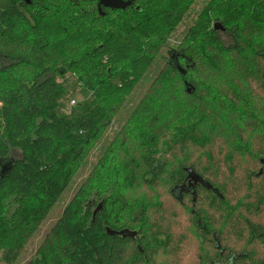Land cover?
I'll return each instance as SVG.
<instances>
[{
	"label": "trees",
	"instance_id": "16d2710c",
	"mask_svg": "<svg viewBox=\"0 0 264 264\" xmlns=\"http://www.w3.org/2000/svg\"><path fill=\"white\" fill-rule=\"evenodd\" d=\"M65 1L69 5L71 4L73 9H79L82 18L97 15L100 29H104L109 20L115 23L114 18L111 17L117 15L116 12H128L134 9L133 15L126 18L125 25L127 26L122 27L128 36L123 35V33H121L122 35L115 34V36L126 38L122 41L124 46L131 45L127 42L128 38L133 39L132 49L135 50V46H137L140 52L143 43H150L146 57L142 55L141 58L147 62L152 58L150 51L158 50L162 46L166 39L165 33L171 29L174 21L182 18L184 14V10L176 5V3L179 4L180 0H133L132 5L125 10H111L101 7L102 16L97 9V0H88L92 4V12L89 14H86L87 11L83 8L80 9L85 0ZM40 2L38 3L39 7L45 13H49L46 9L49 0H41ZM246 3L247 1L243 0L242 4L238 2L236 5L243 6ZM255 3L257 6H253ZM35 5L36 0H29V3L24 0H0V38L5 37L4 42H9L8 39H11L7 34L13 30L10 27L16 20L24 24L27 29L36 28V24L39 25L38 19L32 13V8ZM248 6L251 11L247 19L250 20L235 21L233 19L234 25L230 28L226 26L225 22H223L224 24L217 22L209 31V41L214 49L207 53L203 59L210 71L209 78L206 79L204 85L206 87H221L218 91L220 90L222 93L221 95L215 93L218 98H214L212 103H210V98L207 99L198 95V91L201 90L200 87H205L202 84L198 85L193 75V71L200 66L197 63L198 59L196 60L194 53L181 48L178 50L171 48L168 52L182 51L189 57L190 62L185 74L177 71L167 52L168 61L164 67L168 69V73L165 71V75L161 73L150 82V87L160 90L158 94L162 96V102H159V107L150 114L149 131L138 137V148L135 152L138 153L141 160L136 163L133 151L128 148L122 153L121 159L126 189L134 188L142 182L146 187L153 190L161 186L154 196V201L145 198V202L136 207L137 214L134 216L128 209V203L122 201L121 196H117L118 199H116V193L113 196L111 194L102 195L98 189L92 196L93 189L84 185L78 190V197L73 201L72 207L65 209L60 223V231L55 233L56 237L60 239L59 243L63 242L66 249H61L60 244L56 242L58 247L50 248L45 259V261L48 259L46 264H206L203 260L196 262L197 255L191 256L196 251L202 255L199 246H194L196 245L194 238H200L202 234H207V238H209V232H202L203 228L205 226L207 229L218 228L223 223L224 228L217 233L230 255L231 264H264V249L262 252L257 250V244H261V247L264 248V237H259L256 229L262 227L261 223H264V185L263 183L259 184L261 185L260 189H258L259 185L256 186V189L255 185L251 186L250 183L251 180L263 179L264 165L261 164V161L264 160V155L259 153V149H256L254 152L245 155L247 158L242 159L241 162L235 161L234 154L226 152L225 146L217 142L220 141V138H225L224 134L227 135L228 139H241L242 141L237 122L247 124L248 129H258L264 124V103L248 88L250 81L257 82L258 80L262 83L261 87L264 88L262 86L264 85V42L257 46L254 40L257 33L255 27L264 25V0H250ZM39 13L37 15H41L42 11ZM220 18L227 20L224 15H221ZM227 21L230 22V20ZM3 24H6L7 31L1 30ZM220 26L223 31L229 30L233 39L234 44L229 51L235 57L246 52L247 57L241 59L240 64L234 59L230 63V70L226 72L227 75L217 76L219 79L215 80L211 71H214L215 74L218 73L220 62L214 53L215 51L216 54L221 51L225 52L219 45L216 34L217 30H221ZM110 28H112L111 22ZM83 31V40L90 42L91 46L96 43L97 39L107 38H101L100 33H94L93 37L90 38L92 27L89 25H85ZM42 37L32 38L33 40L29 39L27 42L38 53L45 50L49 51V41ZM111 37L112 32L110 31L109 42ZM67 39L73 40L74 38L69 35ZM109 42L104 40L101 47H96L99 54L113 53L111 43L107 44ZM21 44L23 46L25 43ZM69 44L72 45L71 42ZM23 47L25 48V46ZM62 48L65 53L61 57L67 61L72 62L73 59H81L79 55L75 56L78 53H71L75 49L69 47L68 44ZM98 50L94 49L93 53H98ZM90 58L87 57L82 61L84 66H87L86 63L90 62ZM18 59L17 57L12 58L7 52H0V75L21 66V62L17 61ZM58 61L49 57L48 62L55 64ZM95 65L97 66L92 67L91 65V70L88 73L89 79H92L94 83H89L91 82L89 80L85 84L86 87H81L85 101L89 97H100L103 78L108 79L110 77L107 88L116 84L120 79L118 75L108 76L104 73L100 69V63ZM73 70L70 69V66L59 67L53 71L41 70L33 76V81L30 80L32 90L27 91L29 94L24 100L22 90H18L15 94L1 100L0 162L8 161L9 170L3 177L0 176V195H4L8 191V198L12 204H17L16 208H20V204L25 199L41 201L45 198H54L63 191L69 183L73 165L69 166V164L61 172V163L63 164L64 160L69 159V153L71 154L74 149L80 146L82 138L88 135L87 141L84 142L88 145L91 142L89 139L98 135L100 127L96 123L97 117L102 114L100 110L88 107L87 113L83 117H79L75 110L80 108L85 110L87 107L86 103H76L74 106L68 107L69 109L65 113L68 112L69 116L74 117V122L63 121L65 117L57 116L52 110L55 106L53 104L61 99L64 90L58 84L57 77H65ZM46 76L48 77L45 78ZM233 77L239 79V86L233 81ZM176 80L178 83H175ZM165 83H171L169 87L179 85L181 88L178 90L180 93L179 100L183 98L181 94L191 99V101H182L183 105L189 104L188 106L191 108V111L187 110L189 114H185L183 108H181L182 111L178 110L177 112L181 127L176 128L174 127L175 124L172 126V119L168 120L167 118L169 112H171L172 118L175 117L174 105L179 100L177 101L175 96H170L167 93ZM226 87H229L227 90L234 92V94L231 93V96L228 95L231 98L227 96L226 92H222V89H226ZM18 94H20L19 97ZM156 94L153 95L154 99L159 98ZM192 102L196 104L192 105ZM140 106L141 103L137 107V112ZM161 114L164 116L163 122L159 119ZM181 115L186 117H181ZM204 115L207 116L203 118ZM217 115L222 116L223 119L220 121L222 125L215 128L219 119ZM194 117H202L201 124L196 120L198 126L202 125L203 120L212 124V130L209 129L208 131H212L215 136L211 138L203 130L194 128L187 123ZM238 119L240 120L238 121ZM100 123L101 119L98 124L100 125ZM102 125L103 123L101 127H103ZM94 126L95 130L93 129ZM169 126H172L171 130H173L170 134L167 132ZM43 133H47L48 137H44ZM121 134L119 133L113 138L119 139L118 144H114V149H117L118 153L124 147ZM160 139L162 140L161 148L158 146ZM53 141L54 146L59 144L57 149H49ZM47 147L48 151H46ZM58 149L59 151H57ZM14 150H19L21 153L17 160L10 158L11 151ZM167 157L172 158L174 162V167L168 174L165 172L168 163ZM187 169L194 170L201 175L211 186V189L216 192V195L212 193L213 190L201 189L198 191V198L195 203H185L183 207L186 209L185 213L183 212L179 217L173 189L175 184L186 174L184 170ZM241 177L243 178L242 181H240ZM137 178L141 181H137ZM241 182H244L245 185H242ZM242 193L244 197L239 200ZM237 200L240 207H235ZM90 201L102 203V210L97 212L94 217L90 214L89 209L85 210L83 207ZM112 201L119 204L113 216L108 209V203ZM9 205V201H7V207ZM189 209H193V212ZM23 212L24 209H22L21 214ZM24 216L25 214L20 218ZM184 219L188 221L190 226L194 227V232L188 230ZM8 223L10 222L6 221L4 224L8 225ZM106 229L115 232L116 230L128 229L136 233L135 240L130 237L108 235ZM245 240L246 244L256 247L257 251L252 248L251 251L240 252L230 248L242 245ZM129 245L132 246V248L130 246L131 249L128 248ZM198 245H202L201 242ZM191 248L195 250L191 252ZM4 249L3 261L8 264L14 262L16 258L15 248ZM215 254L213 259L217 257ZM67 257L68 261L64 262ZM202 258L204 259L205 256L202 255Z\"/></svg>",
	"mask_w": 264,
	"mask_h": 264
},
{
	"label": "rangeland",
	"instance_id": "374dc122",
	"mask_svg": "<svg viewBox=\"0 0 264 264\" xmlns=\"http://www.w3.org/2000/svg\"><path fill=\"white\" fill-rule=\"evenodd\" d=\"M40 1L41 0H36V5L32 8L34 17L39 21V25L36 24V28L30 27L27 29L24 24H21L16 20L12 23L11 27L8 25V27L13 29L7 34L8 37L11 38L8 39L9 42H4L5 37L0 38L1 53L7 52L9 56L12 58L17 57V59L18 57H22L17 60L18 62H21V66L0 75V107L2 99L11 94H15L18 90L23 91L24 100L29 94L27 91L32 90L31 81H33V76L41 70L53 71L59 67L70 66L71 70L74 69L72 72L65 75V77H57L58 84H60L64 90L61 99L58 100L56 104H53L55 106L52 110L57 116L65 117L63 121L74 122V117L72 118V116H69L68 112L65 114L66 111L76 103H86L87 108L85 110L83 108L76 109L75 113L78 114L79 117H83V115L87 113L88 107H90V109L100 110L102 114L97 117L96 123L100 129H98V135L89 139L91 140L90 144H84V142L87 141L88 135L87 137L82 138L80 146L74 149L71 154L69 153V159L66 161L64 160L63 164L61 163V172H63V169L69 164V166L73 165L71 167V177L66 188L54 198H45L41 201H38L37 199H25L20 204V208H16L17 204H12L8 198V191H6V194L4 193V195H0V264H8L2 259V254L5 250L4 248H15L16 250V252L14 251L16 256L15 261L9 264H46L48 259L46 261L45 259L47 258V253L49 254L50 248L53 249L58 247L56 242L59 243L60 239L59 237H56L55 233L56 231H60V223L64 216V211L65 209L72 207L73 201L78 197V190L84 185H88L93 189L92 196H94L97 189L100 193L102 192V195L111 194L113 196L116 193L115 198L121 196L122 201L128 203V209L130 210L131 215L134 216L137 214L136 207L145 202V198L154 201V196H156L161 186L153 190L146 187L142 182L144 185L139 183L134 188L126 189L122 173L123 161L121 159L122 153L127 151L126 148H128L133 151L136 163H138V160H141L140 157H138V153L135 152L138 148V137L149 131L150 114L156 111V108L159 107V102H162V96L158 94L160 90L150 87V82L161 73H163V75H165V71L168 73V69L164 67L165 63L168 61L166 53L171 48L177 50L178 48H181L187 52L195 54L196 60L198 59L197 63L200 66L193 71V75L196 78V83L198 85L202 84L205 86L204 82L209 78L208 74H210V71L203 59L207 53L212 52V49H214L209 41V31L212 30V26L217 22L222 24L225 22L226 26L230 28L234 25L233 19L235 21H242L244 19L250 20L247 18L251 11V8L248 6L250 5V0H245L247 3L243 4V6L236 5L238 2L242 4L243 0H180L179 4L176 3V5L184 10L182 18L175 20L171 29L165 33L166 39L163 41L162 46L158 50L150 51L152 58L147 62L141 60V58L143 57L142 55L146 57L145 55L150 47V43H143L140 52L139 48L135 45L136 49H132L133 39L128 38L127 42L131 45L127 44L124 46L122 41L126 38H118L115 36V34L119 35L121 33L128 36V34L123 31V28L127 26L125 25L126 18L133 15L132 11H134V9H131L132 11L128 12H116L115 14L117 15L111 17L112 19L114 18L116 24L109 20L106 23V27L100 29V25L97 22L99 20L97 19V15L82 18L78 11L79 9H73L71 4L69 5L65 0H49V3L46 5V9L49 13H45L43 9L39 7L38 3ZM83 4L84 5H82L80 9L83 8L87 11L86 14L92 12V4L88 0H85ZM253 6H257L256 3L253 4ZM68 7H71V10ZM39 11H42L41 15H37ZM221 15L226 16L227 20H230V22L226 19H223V21L222 18H220ZM110 22L112 28H110ZM5 25L6 24L2 25L1 30L7 31L8 28ZM85 25L92 27L91 34L89 35L90 38L93 37L94 33H100L101 38H107L97 39L96 43L91 46L90 42L88 43L86 40H83V29ZM220 28L221 30H217L216 34L218 43L225 52L221 51L216 54L215 51L214 53V55L218 56L217 59L220 62V71L216 74L214 71H211L215 80L219 79L217 76L227 75L226 72L230 70V63H232L234 59L240 64L241 59L247 57L246 52L241 56L235 57V55L229 51L231 49L230 47L234 44L233 39L229 30L223 31L221 26ZM110 31L112 32V37L109 42L108 37ZM255 31L258 35L256 33L254 40L256 41V45L260 46L264 42V25L255 27ZM69 35L73 36L74 39L68 40L67 38ZM42 36L49 41V51L45 50L38 53L34 50V47L32 45L29 46L27 42L29 39ZM104 40L109 42L107 44L111 43L113 53H107L106 55L99 54L97 48L102 46ZM69 42L72 43L71 46ZM21 43H25L23 46H25L26 49L21 46ZM66 44L75 49V51H72L71 53H78L75 54V56L79 55V58L81 59H73L74 61L71 60L72 62H69L65 58H62V54L65 53V50L62 47ZM94 49L98 50V53H93ZM80 50H82L81 53H79ZM49 57L52 60L54 58V60L59 61L55 64H51V62H48ZM87 57H91L90 62L88 61L86 63L87 66H84L82 61L87 59ZM98 63L101 64L100 69L108 74V76L118 75L120 79L116 84L107 88L106 86H108V79L110 77L108 79L103 78L101 84V87L103 88L101 89L100 97H89L88 100L85 101V96L81 92V87H86L85 84L89 82V80H91L89 83H94L92 79H89L88 73L91 70V65L92 67L97 66L95 64ZM47 77L48 76L45 78ZM232 79L238 86L240 85L237 77H233ZM175 83H178V80H176ZM20 84L22 86H18ZM170 84L171 83H165L167 93L170 96H175L178 101L180 98L178 90H181V88H179L178 84L177 87H169ZM261 84L262 83L259 80L257 82L250 81V87L248 88L251 89L253 94L255 93L254 95L257 96V98L260 97V100L264 103V88L261 87ZM262 86L264 87V85ZM215 88L217 87H200L201 90L198 91V95L204 96L207 99L210 98V103H212L214 98H218L217 94H222L220 90L218 91L221 87H218L216 91ZM227 88L229 87L222 89V92H226L227 96H231V93L234 94L232 90L229 91ZM154 93H157L156 95L159 98L154 99ZM181 95L183 98L174 105L176 110L175 117L172 118V116H170L171 112L167 115L168 120L172 119V126L175 124L174 127L176 128L178 126L181 127L177 116L178 110L182 111L181 108H183L185 114H189L187 110L191 111V108L188 106L189 104H182V101H191V99L187 96L185 97L183 94ZM19 96L20 94H18V97ZM140 103L141 106L137 112V107ZM193 104L196 103L192 102V105ZM134 113H136L135 117H133ZM207 115H204L203 118ZM163 117L162 114L159 116V119L162 122ZM181 117L186 116L181 115ZM218 117L219 119L215 124V128L222 125L220 121H222L223 118L222 116ZM100 119L101 123L99 125L98 122H100ZM196 120L201 124L202 117H194L187 123L194 128L203 130L211 138L215 136L212 131H208L209 129L212 130V124L203 120L202 125L198 126ZM239 120L240 119H238V121ZM102 123L103 127H101ZM237 124L240 128L239 135L242 137V141L241 139H228L226 134H224L225 138H220V141H217L216 139V141L225 146L224 149L226 152L234 154L233 157L235 161L238 160L241 162L242 159L244 160V158H247L245 155L254 152L256 149H259V153L264 155V124L258 129H248L247 124L245 123L241 124L237 122ZM172 126L167 128L168 134L172 133ZM93 129H96L95 126ZM119 133H122L121 136L124 144L120 153H118L117 149H114V144L117 145L119 139H113ZM47 135V133H43L44 137H48ZM239 135L237 134V136ZM159 141L158 146L161 148L162 140L160 139ZM57 146H59V144L54 146L53 141V144L49 146V149H57ZM46 151H48V147ZM57 151H59V149ZM10 155L11 160H17L21 153L19 150H14L11 151ZM167 161V170H165V172L168 174L172 171L174 162L170 157H167ZM56 168L55 165V169ZM257 168H259L258 165ZM136 180L141 181L139 178ZM242 180L243 178L241 177L240 181ZM241 183L242 185H245L244 182ZM250 183L251 186L254 184L255 187L262 183L264 185V177L257 181L251 180ZM260 186L261 185H259L258 189H260ZM243 197L242 193L239 200L241 198L243 199ZM7 201H9L10 204L8 207ZM241 203H243V200H241ZM118 207L119 204H116L114 201L108 203V209L112 216L115 215ZM187 207L185 206V208ZM235 207H240L238 200L235 203ZM22 209H24V212L21 214ZM15 211L17 212L15 213ZM24 214L25 216L20 218ZM6 221H9L10 223L5 225L4 223ZM183 221L184 223H187L188 230L194 232V227L190 226L185 219ZM261 225L264 228V223H261ZM218 228H224V223L219 225ZM218 228H213V230H217ZM244 238L246 239V236ZM194 242L196 243L194 246L197 247L198 243H200V238H194ZM13 244L14 246L17 245V247L11 246ZM257 245V250L262 252V249L264 248L261 247V244ZM60 247L61 249H66V245H64L63 242H61ZM230 248L233 249V251L240 252L251 251L252 248H255L254 250H256V247L246 244V240L242 245ZM194 250V248H191V252ZM161 251L163 252V250ZM55 253H57V251H55ZM159 257L163 259L161 255H159ZM66 261H68V257L64 262Z\"/></svg>",
	"mask_w": 264,
	"mask_h": 264
},
{
	"label": "flooded vegetation",
	"instance_id": "af4514ba",
	"mask_svg": "<svg viewBox=\"0 0 264 264\" xmlns=\"http://www.w3.org/2000/svg\"><path fill=\"white\" fill-rule=\"evenodd\" d=\"M168 55H169V58L172 60L173 64L175 65V68L177 69L178 72L181 73L182 72L181 70L186 71V69L189 66L188 64L190 62L189 57H187L182 51L178 52L177 50H175L174 52L173 51L168 52ZM261 164L264 165V160L261 161ZM184 171L186 174H184L183 178L177 184H175L174 189H173V192H174L173 194L176 199L175 201L178 206L179 217L182 215L183 212L185 213L186 209L183 208L185 201L186 203L191 202L194 204L195 200H197L198 198L197 196L199 193L198 191H200L201 189H206L207 191L213 190L211 189V186L202 178V176L196 173L194 170H191V171L192 172L194 171L193 173L195 176L199 178L198 180L189 179V177H187L188 175L187 171L186 170ZM212 193L215 194L216 192L213 190ZM98 205L102 206V203L90 201V203H86V205H84V209L85 210L89 209L92 215L93 211L97 209ZM101 210H102V207L97 212ZM189 210L193 212V209H189ZM198 224H199V221H198ZM256 229L258 231V236L264 237V228L257 227ZM123 230H128V229L116 230V232L123 231ZM220 230H222V228H218L216 231L213 230L212 227L207 229V226H205V228H203L202 232L204 231L209 232V238H207V234H202L200 237V242L202 245H198V246H199V251L201 252L202 255L205 256V258L203 259L202 255H199L198 251H196L192 253L191 255V256L197 255V257L195 258L196 262L203 260L205 261L206 264H231L230 255L225 245L220 241L219 235L217 233ZM113 235L120 237L119 235H115V234ZM134 238L132 240H135ZM130 246L131 245L128 246L129 249L132 248V246L131 248ZM214 253H216L215 255L217 256L215 259H213ZM195 259H192V260H195Z\"/></svg>",
	"mask_w": 264,
	"mask_h": 264
},
{
	"label": "water",
	"instance_id": "95a60500",
	"mask_svg": "<svg viewBox=\"0 0 264 264\" xmlns=\"http://www.w3.org/2000/svg\"><path fill=\"white\" fill-rule=\"evenodd\" d=\"M25 2L29 3V0H24ZM133 3V0H129V1H123V0H97V9L98 12H101V7L104 8H108L111 10H125L127 7H130ZM101 14V13H100ZM103 14H101L102 16ZM182 74H185V71L181 70ZM8 161H3L0 162V176L3 177L7 172H8ZM187 171V177H189V179H193V180H198L199 178L197 176L194 175V173L188 169ZM101 205H98L97 209L94 211L93 213V217L96 214V212L98 210H100ZM106 233L108 235H119L121 237H130V238H134L136 236V233L133 231H129V230H123L120 232H113L110 231L109 229H106Z\"/></svg>",
	"mask_w": 264,
	"mask_h": 264
},
{
	"label": "bare ground",
	"instance_id": "6f19581e",
	"mask_svg": "<svg viewBox=\"0 0 264 264\" xmlns=\"http://www.w3.org/2000/svg\"><path fill=\"white\" fill-rule=\"evenodd\" d=\"M95 211V210H94ZM94 211H93V213H94ZM93 213H92V216H93Z\"/></svg>",
	"mask_w": 264,
	"mask_h": 264
}]
</instances>
